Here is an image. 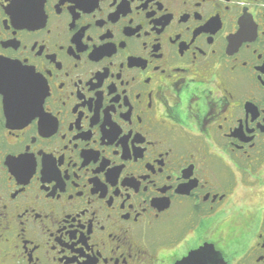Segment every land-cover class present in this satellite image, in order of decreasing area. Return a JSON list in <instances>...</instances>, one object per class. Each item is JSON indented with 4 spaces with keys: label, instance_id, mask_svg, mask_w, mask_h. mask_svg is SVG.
Instances as JSON below:
<instances>
[{
    "label": "flooded vegetation",
    "instance_id": "1",
    "mask_svg": "<svg viewBox=\"0 0 264 264\" xmlns=\"http://www.w3.org/2000/svg\"><path fill=\"white\" fill-rule=\"evenodd\" d=\"M0 264H264V0H0Z\"/></svg>",
    "mask_w": 264,
    "mask_h": 264
},
{
    "label": "water",
    "instance_id": "2",
    "mask_svg": "<svg viewBox=\"0 0 264 264\" xmlns=\"http://www.w3.org/2000/svg\"><path fill=\"white\" fill-rule=\"evenodd\" d=\"M194 251H195V250H194ZM196 251H198V250H196ZM190 254H191V253H190ZM190 254H189L188 256H192V257H193L194 254H195V252H193L191 255H190ZM188 256H186V258H188Z\"/></svg>",
    "mask_w": 264,
    "mask_h": 264
}]
</instances>
